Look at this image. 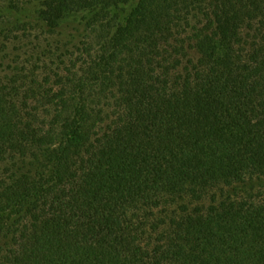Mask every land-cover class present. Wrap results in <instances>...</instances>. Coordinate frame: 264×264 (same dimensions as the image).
I'll return each mask as SVG.
<instances>
[{"label": "trees", "instance_id": "trees-1", "mask_svg": "<svg viewBox=\"0 0 264 264\" xmlns=\"http://www.w3.org/2000/svg\"><path fill=\"white\" fill-rule=\"evenodd\" d=\"M0 264H264V0H0Z\"/></svg>", "mask_w": 264, "mask_h": 264}]
</instances>
